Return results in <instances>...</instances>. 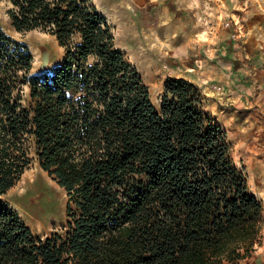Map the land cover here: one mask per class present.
<instances>
[{
  "label": "trees",
  "instance_id": "trees-1",
  "mask_svg": "<svg viewBox=\"0 0 264 264\" xmlns=\"http://www.w3.org/2000/svg\"><path fill=\"white\" fill-rule=\"evenodd\" d=\"M9 1L14 29L49 33L65 57L31 78L32 55L0 31V196L36 160L70 205L61 231L41 238L0 200V264L251 257L262 206L201 89L170 79L156 107L90 0Z\"/></svg>",
  "mask_w": 264,
  "mask_h": 264
},
{
  "label": "rangeland",
  "instance_id": "rangeland-1",
  "mask_svg": "<svg viewBox=\"0 0 264 264\" xmlns=\"http://www.w3.org/2000/svg\"><path fill=\"white\" fill-rule=\"evenodd\" d=\"M90 1L156 107L170 79H185L201 89L205 109L227 133L231 157L244 168L249 191L261 203L259 244L247 260L264 259V0ZM11 7L9 0H0V31L32 55L31 78L52 77L65 49L49 33L17 32ZM29 87H23L26 97ZM69 199L36 160L0 196L41 238L61 231Z\"/></svg>",
  "mask_w": 264,
  "mask_h": 264
},
{
  "label": "crops",
  "instance_id": "crops-1",
  "mask_svg": "<svg viewBox=\"0 0 264 264\" xmlns=\"http://www.w3.org/2000/svg\"><path fill=\"white\" fill-rule=\"evenodd\" d=\"M246 262H248L247 264H264V259L254 257L252 259L247 260Z\"/></svg>",
  "mask_w": 264,
  "mask_h": 264
},
{
  "label": "bare ground",
  "instance_id": "bare-ground-1",
  "mask_svg": "<svg viewBox=\"0 0 264 264\" xmlns=\"http://www.w3.org/2000/svg\"><path fill=\"white\" fill-rule=\"evenodd\" d=\"M127 4H128V3H127ZM121 8H122V7H121ZM128 9L131 10V6H129ZM119 10H120V9H119ZM160 50H161V49H160ZM29 183H30V182H29ZM30 184H31V183H30ZM28 187H29V186H28ZM19 195H20V196H23L24 194H19ZM19 195H18V196H19ZM35 198H36V197H35ZM31 201L34 203V198H32ZM30 204H31V203H30Z\"/></svg>",
  "mask_w": 264,
  "mask_h": 264
},
{
  "label": "clouds",
  "instance_id": "clouds-1",
  "mask_svg": "<svg viewBox=\"0 0 264 264\" xmlns=\"http://www.w3.org/2000/svg\"><path fill=\"white\" fill-rule=\"evenodd\" d=\"M89 66H91V65H89Z\"/></svg>",
  "mask_w": 264,
  "mask_h": 264
}]
</instances>
